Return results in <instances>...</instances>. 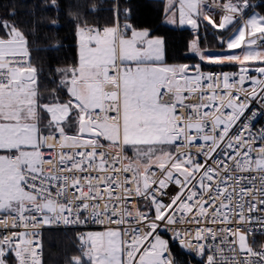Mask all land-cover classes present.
Segmentation results:
<instances>
[{
    "label": "snow or ice",
    "instance_id": "snow-or-ice-1",
    "mask_svg": "<svg viewBox=\"0 0 264 264\" xmlns=\"http://www.w3.org/2000/svg\"><path fill=\"white\" fill-rule=\"evenodd\" d=\"M207 6L168 0V22L235 29L221 44L241 53L202 51L198 39L191 50L237 73L170 65L164 40L131 22L80 26L77 62L50 97L23 33L0 24V264H42L39 230L54 223L103 226L79 236L70 264H188L185 250L264 264L248 242L264 232V132L257 147L241 119L264 104V15L248 16L249 0H213L217 23ZM169 226L179 251L158 231Z\"/></svg>",
    "mask_w": 264,
    "mask_h": 264
},
{
    "label": "trees",
    "instance_id": "trees-1",
    "mask_svg": "<svg viewBox=\"0 0 264 264\" xmlns=\"http://www.w3.org/2000/svg\"><path fill=\"white\" fill-rule=\"evenodd\" d=\"M251 9L264 15V0H249ZM117 7V12H116ZM131 9L130 19L123 10ZM164 3L161 0H0V24L14 25L23 33L30 53V62L37 69L40 95L50 97L60 88L65 69L77 62L76 32L80 26L104 28L131 22L137 29H147L153 37L164 40L165 60L170 65L200 64L202 71L211 68L234 69L235 66H213L203 63L189 52L190 43L199 41L201 48L217 49L218 38L224 32H209L199 27L196 33L166 25ZM209 28V27H208ZM210 30V29H209ZM0 28V35L4 34ZM264 50V49H263ZM67 99L66 93H59ZM85 234V233H83ZM171 248L179 251L178 246ZM42 264H70L79 255L78 233L73 231H48L42 240ZM188 264H203L184 253Z\"/></svg>",
    "mask_w": 264,
    "mask_h": 264
},
{
    "label": "built area",
    "instance_id": "built-area-1",
    "mask_svg": "<svg viewBox=\"0 0 264 264\" xmlns=\"http://www.w3.org/2000/svg\"><path fill=\"white\" fill-rule=\"evenodd\" d=\"M115 3L117 4V0H115ZM208 8H210V5L208 6ZM116 12H117V7H116ZM125 10L122 11V14L124 15V17L126 18L125 16ZM120 23L118 21V18H117V13H116V23ZM121 24V23H120ZM122 25V24H121ZM201 27L204 28V29H208L209 32H214V29L213 28H208V26L204 25V24H201ZM102 29V28H100ZM210 29V30H209ZM221 39L218 38V41H220ZM226 50V47H222V51H225ZM239 71V68H234V69H223V68H211V69H207V70H204V72L208 73V72H212V73H220V72H224V73H229V74H234V73H237ZM249 75H252V76H255L257 75L256 73L254 72H250ZM245 88H250L251 87V84L250 82L249 83H246L244 85ZM250 111H253L256 113L255 117L252 118L250 117L249 119L245 120L243 117L241 118L243 120V123L245 125H247L249 128H250V131H251V135L256 139L257 141V147L259 146V140H260V134L262 132H264V104L260 103L259 100H253L251 102V107H250ZM245 116H249V113L246 112L245 113ZM243 131V126L238 124L236 127H234L232 129V132L235 133V132H242ZM247 133H245L246 135ZM170 192H175L176 191V188L175 186H170L169 189H168ZM165 201H167V198H165ZM148 204V201H145L144 202V206H147ZM151 215V212L149 213ZM209 227H216V225H208ZM174 227V226H169V229L168 230H165L163 228L161 229H158V231L160 232L161 236L164 238V239H167L169 241V245H170V248L171 246L173 245H178V242L175 241V239L173 238V233L171 231V228ZM181 227H189V228H195L197 227L196 225H191V226H181ZM252 227L255 229V228H258V225H255L253 224ZM103 226L102 225H99V224H88V225H64L63 223H60V224H53L51 226H44L43 228H41L39 230V239H40V242L42 244V240H43V235L45 232H48V231H73V232H76L78 233V238L81 234L87 232V231H93V230H102ZM248 242L250 245L253 246L254 250L256 251H260L262 248H264V232H260V231H256L254 232V234H249L248 235ZM78 243H79V240H78ZM193 243H195V241H193ZM211 244L214 245L215 242H209ZM79 248H80V245H79ZM41 252H42V249H41ZM185 253H187L188 255H190L191 257L197 259V260H201L203 261V264H207V261H206V257H202L196 253H189L185 250ZM208 255H215V252H214V249H210L208 250L207 252ZM43 258V253H42V256H41V260ZM219 259V257H217Z\"/></svg>",
    "mask_w": 264,
    "mask_h": 264
},
{
    "label": "crops",
    "instance_id": "crops-1",
    "mask_svg": "<svg viewBox=\"0 0 264 264\" xmlns=\"http://www.w3.org/2000/svg\"><path fill=\"white\" fill-rule=\"evenodd\" d=\"M161 1L164 3V8H165L163 22L166 25L170 26V27L177 28V29H187V30H190L193 33H196L198 31L199 27H201V24H204V25L208 26L209 28H213L215 32H224V36L223 37H220L221 40L222 39L223 40H227L230 36H232L234 34L235 29H233L232 32H229V31H227V29L221 30L219 28H214L212 25L208 24V22L206 20H203L202 18L198 21V24H199L198 29H193L191 27V25H188V24L180 25L178 23V20H177L176 23H169L168 22L169 21V16L167 14L168 0H161ZM207 5L208 6L210 5V8H208V6H207L205 10L207 12H209L213 16V18L216 20L217 23H219L220 20H221V16H222V13L220 12V9L217 8V7H215V6H213V0H207ZM251 13L252 12H249L247 15L250 16ZM228 27H232V26L229 25ZM237 27H239V25H237ZM77 32H78V30H77ZM77 32H76V40H77V59H78L79 39H78ZM221 40L218 41L219 47L217 49H211V48H208V47L201 48L200 45H199V47L201 48L202 51L212 52V53H216V54H227V53H229V51L234 52V53H241L243 51V49L228 50L227 47H226V44H221ZM191 43H190V46H189V52L192 55H195V54H193V52L191 50ZM222 47H226V50L225 51H222ZM209 65H213V64H209ZM213 66H219V67L220 66H235L236 68H238L239 65H235V64H225V65H213Z\"/></svg>",
    "mask_w": 264,
    "mask_h": 264
},
{
    "label": "rangeland",
    "instance_id": "rangeland-1",
    "mask_svg": "<svg viewBox=\"0 0 264 264\" xmlns=\"http://www.w3.org/2000/svg\"><path fill=\"white\" fill-rule=\"evenodd\" d=\"M254 13H256V12H252L251 14H250V16L251 15H253ZM263 50V49H262ZM209 65V64H208ZM240 66H238V68H239ZM93 231H98V230H93ZM87 232H89V231H87ZM87 232H85V234L87 233ZM163 238V237H162Z\"/></svg>",
    "mask_w": 264,
    "mask_h": 264
}]
</instances>
